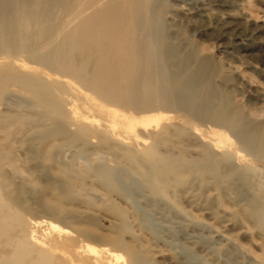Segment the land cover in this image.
<instances>
[{"label":"rangeland","instance_id":"rangeland-1","mask_svg":"<svg viewBox=\"0 0 264 264\" xmlns=\"http://www.w3.org/2000/svg\"><path fill=\"white\" fill-rule=\"evenodd\" d=\"M93 1L27 9L51 13L44 27L58 37ZM209 1L219 6L187 13ZM219 18L256 33L245 50L215 42ZM134 36L141 84L171 104L106 106L112 133L75 135L70 81L55 79L65 117L0 88V264H264V0H148ZM9 53L15 73L34 76ZM190 74L193 111L174 106Z\"/></svg>","mask_w":264,"mask_h":264},{"label":"bare ground","instance_id":"bare-ground-1","mask_svg":"<svg viewBox=\"0 0 264 264\" xmlns=\"http://www.w3.org/2000/svg\"><path fill=\"white\" fill-rule=\"evenodd\" d=\"M63 1L15 0L16 11L5 21L3 15L7 9V0H0V49L7 53L0 57V71L3 72L0 88L16 85L28 93L36 105L51 108L57 116L62 117L64 110L61 101L53 94L58 92L63 95L65 90L60 83L70 81L76 96L72 100L73 116L68 117V123L70 121L76 126L75 135L78 137L97 135L103 125L112 133L116 125L109 121L106 106L124 107L132 114H147L156 108L165 110L171 104L168 99L158 92L155 94L148 84H141L142 65L135 49L134 35L142 22L148 0H95L87 8H79L72 13L61 26L64 30L60 35L52 37L44 27L51 13L28 11L27 6L29 2L37 8L50 3L53 8H62L71 0ZM215 6L219 4L209 1L187 9V13L200 18ZM123 19L128 22L125 31L120 29ZM218 21L215 42L224 46V50H245L247 47L244 43L256 35L255 32L226 23L223 19L219 18ZM11 50L20 56L25 55V61L30 62L28 66L33 70V77L15 73L18 71L15 66L17 57L15 59L10 55ZM196 81V75L190 74L185 84L176 83L178 87H186L191 91L188 96L185 89L179 92L174 100L176 108L193 111L190 100L195 96ZM112 114L120 115L115 112ZM166 118L165 115H157L151 121ZM147 155L144 162L150 164L151 152ZM3 160L0 155V166Z\"/></svg>","mask_w":264,"mask_h":264}]
</instances>
